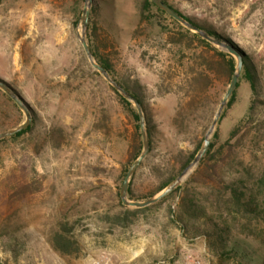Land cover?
Returning a JSON list of instances; mask_svg holds the SVG:
<instances>
[{
	"label": "rangeland",
	"instance_id": "rangeland-1",
	"mask_svg": "<svg viewBox=\"0 0 264 264\" xmlns=\"http://www.w3.org/2000/svg\"><path fill=\"white\" fill-rule=\"evenodd\" d=\"M166 2L237 45L257 87L242 69L199 173L197 165L177 190L135 208L122 204L119 190L142 146L137 111L84 53L85 0H0V79L33 116L27 132L0 140V264H264V212L254 218L224 204L227 183L249 187L264 166V0ZM143 5L92 0L84 30L111 76L141 99L151 149L131 179L128 197L137 201L199 151L232 77L225 62L221 73L211 68L213 50L194 32ZM24 120L0 88V133ZM22 175L27 189L12 194ZM202 215L230 228L223 242L212 243ZM56 232L77 250H56Z\"/></svg>",
	"mask_w": 264,
	"mask_h": 264
},
{
	"label": "water",
	"instance_id": "water-1",
	"mask_svg": "<svg viewBox=\"0 0 264 264\" xmlns=\"http://www.w3.org/2000/svg\"><path fill=\"white\" fill-rule=\"evenodd\" d=\"M156 7L161 9L163 12L167 13L170 17L175 19L177 22L188 28L190 31L197 33L201 38L205 39L209 43L213 44L214 46L219 47L220 49L230 53L234 59H235V69L233 71L230 83L228 85V88L223 95V98L221 102L219 103V106L217 108V111L214 115V118L211 122V125L203 139V143L193 158V160L188 163L181 172L174 177L164 188H162L159 192L156 194L148 197L147 199L143 201H137V200H130L128 197V188L129 184L131 182L132 177L134 176L136 170L144 160V158L147 156L149 150H150V139H149V133L147 129L146 124V116L144 109L141 105V103L136 99L134 96H132L128 91H126L116 79H114L102 65H100L94 58L93 53L91 51V48L85 38L84 30L86 29L88 17H89V9L92 3V0H85V5L82 10L81 14V21L83 25V32L80 35V43L82 45V48L84 50V53L90 63V65L111 85L112 88H114L124 99L128 100L130 103L134 105L137 111L138 119H139V127H140V133L142 138V149L138 157L131 163L129 166L125 177L122 181V184L120 186L119 190V196L121 199V202L123 205L131 206L135 208H144L151 204H154L166 196H168L170 193H172L177 187L181 185V183L192 173V171L197 167L205 153L207 152L209 146H210V140L211 135L213 133V130L222 114L223 109L225 108L230 95L232 94L233 90L235 89L237 85V81L240 75V72L243 67V58L242 55L238 50H236L231 44L221 41L218 38L213 37L211 34L207 33L206 31L196 27L191 22L186 20L182 15H180L178 12H176L170 5L164 3L162 0H150ZM0 88L23 110L25 114V120L20 123L19 125L12 127L10 129H7L0 133V140L10 137L24 129H26L32 122V111L30 106L24 101V99L11 87L8 83L0 79Z\"/></svg>",
	"mask_w": 264,
	"mask_h": 264
},
{
	"label": "trees",
	"instance_id": "trees-1",
	"mask_svg": "<svg viewBox=\"0 0 264 264\" xmlns=\"http://www.w3.org/2000/svg\"><path fill=\"white\" fill-rule=\"evenodd\" d=\"M164 3L168 4L166 2V0H162ZM143 8L145 10H148V7H154L157 11L161 12V13H165L163 12L161 9H159L158 7H156L150 0H143ZM169 5V4H168ZM171 6V5H170ZM172 7V6H171ZM173 8V7H172ZM176 12H178L180 15H182L178 10H176L175 8H173ZM186 20H188L189 22H191L193 25H195L196 27L206 31L207 33L211 34L213 37L220 39L221 41L227 42L229 44H231L236 50H238L240 52V54L242 55L243 58V67L242 69H244V76L247 79V81L250 83L251 89L255 90V88L257 87V77L254 74V71L251 69L247 59H246V55L245 53H243V51L241 49H239V47H237V45H235L234 43H232V41H230L228 38L223 37L222 35H220L219 33H217L215 30L210 29L204 25H201L193 20H191L190 18L182 15ZM187 33H190V30L187 28L186 29ZM191 36L193 38H195V40L203 47H209L213 50V60L210 61V66L212 69L216 70L217 72H222L223 70V63L225 62L227 64V70H228V75H232L233 70H234V60L233 58L224 53L221 52L219 50H217L215 47L211 46L210 43L208 41H206L205 39L201 38L197 33H191ZM90 46V45H89ZM91 48V46H90ZM91 51L93 53V56L96 58V61L102 65V67H104L106 69V71L112 75V70L111 67L109 66V64H107L105 61L99 59L97 57V55L95 54V52L93 51V49L91 48ZM208 60L206 58H204V63H207ZM203 73H201V76L204 77V75H202ZM118 83L126 90L128 91L132 96H134L136 99H138V101L141 103V99L139 97V95L131 90L127 85H125L124 83L120 82L119 80H117ZM111 89L113 90V92L117 95L118 99L120 100L121 103L125 104L127 107H131V103L124 99L114 88L111 87ZM142 105V104H141ZM251 107L249 110V115H251ZM248 115V119L251 118ZM133 116L135 118L136 121H138V115L136 112H133ZM30 129V125L12 135L11 137H18L20 135H22L23 133L27 132ZM149 131V130H148ZM150 132H149V139H150ZM211 146H209L207 152L205 153V155L203 156V158L201 159V161L198 164V169L196 170V174L199 173V167L203 164L206 163L209 160V152L211 150ZM142 149L141 143L139 142L136 149H135V153L132 157V160L134 161L138 155L140 154ZM150 149H151V139H150ZM150 151V150H149ZM198 151L191 153L189 155H187L184 159V161L180 164L179 168L177 170H175L174 173H172L165 181L162 185H160L157 190L155 192H158L159 190H161L162 188H164L174 177L177 176L178 173L181 172V170L188 164L190 163L193 158L195 157V155L197 154ZM149 153V152H148ZM141 165V164H140ZM212 170V169H210ZM213 174H215V167L213 168ZM212 171L209 175L210 179H213ZM252 177H250V181L252 182L251 186H247L241 184L239 186H236L233 184L230 185L227 183L226 188L228 190H230L229 193H225L226 198L224 200V204L226 206H229L230 204H232L234 207H236L238 212H242L248 215H252L254 218L259 217L263 212H264V166L260 169H258V171L254 174L251 175ZM23 175L21 177V181L17 180V183L14 184V191L12 194H22L24 192V189H27L26 185L24 184V179H23ZM132 182V181H131ZM131 182L129 184V188H128V195L129 192H131ZM41 187V183H38V187ZM179 187H177L175 190H177ZM239 188V189H238ZM260 188H262V193ZM174 190V191H175ZM240 190V191H239ZM140 210V209H135ZM202 212H205L204 210ZM204 214V213H203ZM204 216V215H202ZM201 218V216H196V219ZM203 221L205 224L210 225L213 227L214 229V234L216 235L215 240L212 242L213 244L215 243H221L223 242V236H228L229 232H230V228L227 225H222L221 223H217L216 221H214L211 217H205L203 218ZM223 223V222H222ZM223 224H226L225 222ZM52 241H53V245L56 248V250H58L59 252L63 253V254H70L72 251H76L77 247H74V241L68 239L64 234L60 233V232H56L54 233V235L52 236Z\"/></svg>",
	"mask_w": 264,
	"mask_h": 264
},
{
	"label": "built area",
	"instance_id": "built-area-1",
	"mask_svg": "<svg viewBox=\"0 0 264 264\" xmlns=\"http://www.w3.org/2000/svg\"><path fill=\"white\" fill-rule=\"evenodd\" d=\"M91 264H103V263H101V262H99V261H95V262H93V263H91Z\"/></svg>",
	"mask_w": 264,
	"mask_h": 264
}]
</instances>
